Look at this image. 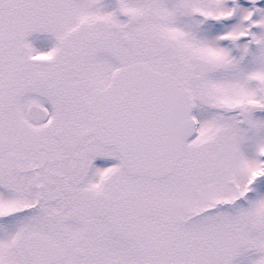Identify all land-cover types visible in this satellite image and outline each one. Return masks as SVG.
I'll return each mask as SVG.
<instances>
[{
    "label": "snow or ice",
    "instance_id": "1",
    "mask_svg": "<svg viewBox=\"0 0 264 264\" xmlns=\"http://www.w3.org/2000/svg\"><path fill=\"white\" fill-rule=\"evenodd\" d=\"M0 264H264V0H0Z\"/></svg>",
    "mask_w": 264,
    "mask_h": 264
}]
</instances>
